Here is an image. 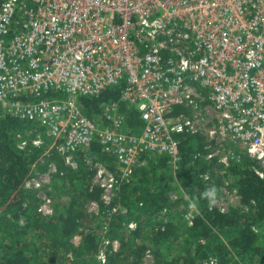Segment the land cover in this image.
<instances>
[{
	"label": "built area",
	"instance_id": "1",
	"mask_svg": "<svg viewBox=\"0 0 264 264\" xmlns=\"http://www.w3.org/2000/svg\"><path fill=\"white\" fill-rule=\"evenodd\" d=\"M108 91L127 112L104 104L102 121L89 119L81 98ZM199 104L213 128L198 156L222 170L225 193L246 159L264 180V0H0V109L41 128L18 136L21 150L48 147L41 162L55 151L76 169L99 142L118 164V175L96 164L107 191L153 157L177 169L180 138L200 132L182 110ZM38 212L53 214L50 197Z\"/></svg>",
	"mask_w": 264,
	"mask_h": 264
},
{
	"label": "trees",
	"instance_id": "2",
	"mask_svg": "<svg viewBox=\"0 0 264 264\" xmlns=\"http://www.w3.org/2000/svg\"><path fill=\"white\" fill-rule=\"evenodd\" d=\"M50 95L52 93L49 98ZM80 102L83 113L96 122L102 121L104 104L115 105L123 113L128 110L121 102L120 91L83 97ZM137 115L136 111L130 113L131 123ZM30 129L42 131L33 122L4 115L0 109V264H47L39 262L45 253L42 245L51 249H55L57 244L68 248V241L76 232L71 209L58 204L59 214L52 220H46L38 213L36 193L25 188L27 181L34 177L31 167L42 163L40 160L45 153L44 147L19 148L18 135L27 136ZM180 139L182 157L177 169L169 164L168 157H153L145 167L135 170L134 181L123 186L122 204L129 210L127 214L119 213L115 217L109 237L118 239L123 251L141 254L151 250L156 258L161 259L160 264H177L181 260L174 252V246L181 241L186 245L182 250L188 253L186 264H203L211 262V259L217 264H264V180L252 170L255 162L247 159L229 169L245 208H231L223 213L216 207L209 208L207 201L199 199L200 193L207 188L203 175L208 169L216 168L215 163H207L198 156L205 143L202 146L198 144L197 136ZM91 151L111 173L119 174L115 155L107 153L99 142L93 144ZM59 158L53 151L45 162L50 164ZM79 166L78 171L65 170L68 172L66 176L60 177L59 172L56 176L63 182L67 183L68 180L79 187L84 186L83 190H77L75 186V190L86 199L89 197V173L83 165ZM217 179L220 178L217 176ZM173 180L184 194L181 199L169 193L168 184ZM186 193L196 201V209L190 208V201L185 199ZM182 203L195 211L193 218L180 219L177 215L176 223L171 222L166 229H153L152 221L156 213L163 210L172 212L175 208H181ZM72 204H76L75 200ZM182 213H187V208ZM22 216L28 219L24 226L19 223ZM131 222L136 224L134 230L126 227ZM84 237L95 248L97 239L87 235ZM91 246L78 249L75 259L50 260V264H99L88 256ZM173 253L176 254L174 258ZM123 260L117 253L110 257L108 264H125Z\"/></svg>",
	"mask_w": 264,
	"mask_h": 264
},
{
	"label": "rangeland",
	"instance_id": "3",
	"mask_svg": "<svg viewBox=\"0 0 264 264\" xmlns=\"http://www.w3.org/2000/svg\"><path fill=\"white\" fill-rule=\"evenodd\" d=\"M202 104H205L204 102ZM182 112L184 114H188L189 116L197 117L196 121L200 123L199 128L200 132L197 133V136L199 138L198 144L201 146L206 144V141L208 140V134L210 132V129L212 130L213 126L210 122V115L206 114L205 106L199 104V107L197 110H186L183 109ZM36 131V134H41L42 131L39 129H30L28 130V135L23 136V138L27 139L28 141L33 140L36 137V134L34 133ZM35 134L33 137H31L32 134ZM19 136V135H18ZM19 139V137H18ZM45 151H47L48 147H44ZM203 148V147H201ZM247 160V159H246ZM253 161V160H252ZM245 162V161H244ZM254 168H260L261 164L254 161ZM99 163L97 158H93L91 160H86L85 158L80 159L76 164V169H73L70 165H67L64 163L62 159H56L54 162H51L50 164H47L45 161L42 163H39L38 165H33L31 167L32 176L34 178H42L44 179V188L41 191H37L32 187L27 188L28 191L35 192V198L37 199V206L39 209V206L42 201V197L48 196L52 199L53 202V214L50 216H42L46 220H52V218L55 215H58L57 213V205H63L66 206L67 209L72 210L73 219L75 221L76 225V232L74 236L71 237V239L68 241V248H64L59 246V244L56 245L55 249H51V247H45L44 255L42 258H40V263H47L50 264V260H55L56 262H59V259L69 258L75 259V256L78 254V249L84 247L89 248L88 246H91L89 241L85 239V235L90 236L91 238H96V246L95 248L91 246V252L90 255L86 253L89 257H93L99 264H108L110 257L114 254L119 253L120 258H124L125 264H160V258H156L155 253H153L151 250H147L146 252H143L141 254H134L132 251L128 250H121V242L118 239H112L109 237V232H111V224L115 220V217L122 213L123 215L128 213V208L126 205L122 204V194L121 190H123L122 185L120 188H115L113 190L107 191V188L102 187V181H98V178L96 177V164ZM79 165H83L86 168V171L89 173L88 176V195L89 197L85 199L83 196H79V192L75 190V186L77 190H83L85 189L84 186L79 187L78 184H72L67 180L66 182H63V180L60 178L61 176L68 173L65 172V170H75L78 171L80 169ZM53 167L56 169V172L60 173V177L56 176L57 173H51V170ZM91 173L93 174L91 176ZM215 173L216 175H213ZM209 174V180L204 181L206 183L207 187H210L212 185H215L218 188V200L215 206L220 209H225L228 211L231 208H238L244 209L245 206L242 203L241 197L236 195V188L234 186L233 181L231 182L230 187L228 188V194L225 193L224 189V178L222 175V170L219 169H208L206 173L203 175ZM91 176V177H90ZM218 178L222 179L220 183H218ZM222 176V177H221ZM136 178V177H135ZM226 181H231L232 179L226 178ZM134 181V180H133ZM66 183V187L63 186ZM126 185V184H125ZM169 193L175 197L176 199L183 198L184 194L182 193V190L179 188V184L173 180L170 181L168 184ZM75 198L73 199L74 193ZM92 193V195H91ZM96 196V197H95ZM76 202V204H72V201ZM77 200V201H76ZM183 205L181 208H175L172 210V212L166 213L164 210L160 211L159 213H156L154 215L153 223V229L154 230H164L166 227L171 223L175 222V218L178 215L180 219L187 218L191 219L196 214L194 210H191L187 205ZM187 208V213L183 214L182 212ZM2 212H0V216ZM39 213V212H38ZM27 218L22 216L19 223L20 225L24 226L27 224ZM176 223V222H175ZM132 226V227H131ZM130 230H134L136 228L135 222H131L129 225L126 226ZM262 236L264 237V232L262 233ZM59 246V248H58ZM186 246L184 242H177L174 246V252L181 258V260L177 261V264H186V258L188 257V253L184 252L182 249ZM94 250H93V248ZM97 248V249H96ZM121 250V251H120ZM93 251V252H92ZM129 252V253H128ZM173 253L172 258L176 255ZM190 255V254H189ZM192 256V255H191ZM207 261V260H206ZM36 264V263H34ZM203 264H212L210 262H206Z\"/></svg>",
	"mask_w": 264,
	"mask_h": 264
},
{
	"label": "clouds",
	"instance_id": "4",
	"mask_svg": "<svg viewBox=\"0 0 264 264\" xmlns=\"http://www.w3.org/2000/svg\"><path fill=\"white\" fill-rule=\"evenodd\" d=\"M185 199L190 201V208L196 209V201L190 197L187 193L185 194ZM199 199L205 200L208 203L209 208L215 206L218 200V188L215 185L205 188L199 195Z\"/></svg>",
	"mask_w": 264,
	"mask_h": 264
},
{
	"label": "crops",
	"instance_id": "5",
	"mask_svg": "<svg viewBox=\"0 0 264 264\" xmlns=\"http://www.w3.org/2000/svg\"><path fill=\"white\" fill-rule=\"evenodd\" d=\"M194 217V216H193Z\"/></svg>",
	"mask_w": 264,
	"mask_h": 264
}]
</instances>
